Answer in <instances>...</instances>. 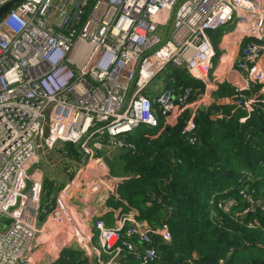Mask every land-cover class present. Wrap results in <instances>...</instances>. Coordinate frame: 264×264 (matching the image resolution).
<instances>
[{
  "label": "built area",
  "instance_id": "2783aa9c",
  "mask_svg": "<svg viewBox=\"0 0 264 264\" xmlns=\"http://www.w3.org/2000/svg\"><path fill=\"white\" fill-rule=\"evenodd\" d=\"M231 23L240 38L235 73L244 76L230 80L244 123L264 113V9L253 0H21L0 17V264H34L40 216L63 220L59 208L43 203L42 180L29 172L44 151L71 143L97 160L104 146L131 147L126 134L157 127L160 114L185 107L196 92L192 84L173 86L174 69L201 82L212 100L209 32ZM165 72L166 84L148 92ZM261 85L255 97L252 88ZM185 122L193 142L194 124ZM216 204L228 212L235 203ZM94 228L110 264L121 256L152 264L159 247L172 243L165 220L124 213L112 226L96 219Z\"/></svg>",
  "mask_w": 264,
  "mask_h": 264
},
{
  "label": "trees",
  "instance_id": "16d2710c",
  "mask_svg": "<svg viewBox=\"0 0 264 264\" xmlns=\"http://www.w3.org/2000/svg\"><path fill=\"white\" fill-rule=\"evenodd\" d=\"M172 76L176 87L197 81L185 70L174 69ZM215 95L231 96L235 104L229 83ZM189 110L187 104L160 114L157 127L140 126L128 135L134 148L121 154L128 178L119 197L142 218L168 225L172 243L159 247L152 264H264V208L246 211L250 202L240 193L242 188L253 200L264 199V113L240 123L242 110L215 120L210 108L197 111L190 118V142L184 125ZM225 196L235 199L228 212L216 205ZM83 263L79 251L63 248L53 264Z\"/></svg>",
  "mask_w": 264,
  "mask_h": 264
},
{
  "label": "crops",
  "instance_id": "0c3cea01",
  "mask_svg": "<svg viewBox=\"0 0 264 264\" xmlns=\"http://www.w3.org/2000/svg\"><path fill=\"white\" fill-rule=\"evenodd\" d=\"M257 7L264 9V0H253ZM234 24H229L217 31H210V40L215 49V56L213 57V65L211 67L210 79H214L212 85H215V92L221 84L229 83L232 86L230 77L239 78L244 76V72L235 73L236 66L234 65L236 59L240 57L239 35L232 30ZM163 79L160 78V83L155 89H161L167 82V73L162 74ZM217 78V79H216ZM165 79V81H164ZM163 82V83H162ZM196 88V92L190 97L188 108H190V115L185 121L192 118L197 111H207L209 108V119L228 118L229 114H233L236 110H241L236 107L231 96L215 95L213 93L212 100L203 95L204 86L201 82L196 81L192 84ZM211 86V85H210ZM255 97L262 93L261 86H253L252 92ZM247 94V93H246ZM250 94V93H248ZM230 107L229 114L224 111V108ZM243 111V110H242ZM244 112V111H243ZM217 114H222V118H216ZM163 115V114H162ZM245 115V112H244ZM243 116V115H242ZM186 125V122H184ZM128 133L125 138L128 139ZM128 141V140H127ZM128 143H130L128 141ZM131 144V143H130ZM130 148H134V145ZM107 148V149H106ZM99 152L98 159L88 160L83 156L76 145L71 143H57L52 150H47L42 159L29 169L32 177H39L43 183V203H50L54 207L59 208L62 212L63 222L67 224L71 230V237L74 241L64 243L58 250H49L48 245H44L40 236L43 232L50 233V228L47 216L44 219L40 216L41 232L37 236L35 251L33 253L34 264H53L59 257L63 248H70L81 253L83 264H110L108 263V254L101 252L99 242L96 237V230L94 228V221L96 219H103L107 225H115L120 215L124 213L132 214L136 219L150 223L153 220H146L140 215L138 208L130 206L119 197V186L128 178V174L123 172L122 164L118 162V167L115 168L104 155V150H118L117 154L121 156L123 149H114L106 146ZM128 148V147H127ZM126 148V149H127ZM116 157V156H115ZM102 160V165H105L107 172L96 174L90 171V165L93 161ZM115 160H118L115 158ZM123 162L121 158V163ZM94 173L96 175H94ZM247 188V187H246ZM155 199V197H153ZM225 201H233L235 199L231 196L220 197ZM217 199V200H218ZM216 200V202H217ZM264 201V199L252 200L250 203V211L252 205L257 201ZM217 205V204H216ZM264 208V207H260ZM239 211V209H238ZM243 212V211H242ZM164 214H168L165 209ZM159 219V218H158ZM162 219V218H161ZM159 219V221L161 220ZM56 231V230H55ZM58 236L65 239L68 235L63 231H57ZM41 240V241H40ZM48 246V249H47ZM46 247V248H45ZM114 264H138L137 261L131 257L121 256L115 259Z\"/></svg>",
  "mask_w": 264,
  "mask_h": 264
},
{
  "label": "rangeland",
  "instance_id": "374dc122",
  "mask_svg": "<svg viewBox=\"0 0 264 264\" xmlns=\"http://www.w3.org/2000/svg\"><path fill=\"white\" fill-rule=\"evenodd\" d=\"M176 8H177V5L175 6V9H173V11H172L173 13L175 12ZM165 28H166V31H165V34L163 36V40H166L167 38H169V31L171 30V17H170V19L168 21V24L166 25ZM162 74L163 73L158 74L154 78V80L148 85V87H147V91L148 92L152 93L155 90V87H158V84L160 83V78L163 76ZM161 79H163V77ZM133 85H134V80L131 82L130 89H132ZM129 94H130V92H129ZM129 94L127 95V97L129 96ZM106 149L103 151L104 155H105L103 157H106V160H108L113 166H115V168L118 167V162H120V164H122V168H123V164L124 163H121L122 156H119L117 154L118 150L108 149L106 151ZM45 151H47V150H45ZM45 151H44V153H45ZM115 158L118 159V160H115ZM89 169H90V171L92 170L93 172H95L97 175L100 174V173L107 172L106 166L102 165V160H100L98 162L97 161H93V163L90 165ZM95 173H94V175H96ZM41 218L44 219V216H41ZM39 221H40V219H39ZM48 225H49V228H50V233H47L46 231L43 232L44 234H42L40 236V239H42L44 245H48L49 246V250L50 251L53 252L54 249L58 250L64 243L66 244V243H70L71 241H74V239L71 237L72 234L69 231V229L71 230V228L67 224H65L63 222V220H62V222H56V223H54L52 220H50V222H48ZM57 231H60V232L63 231L68 236L65 239H63L60 236L56 235ZM48 246H47V249H48Z\"/></svg>",
  "mask_w": 264,
  "mask_h": 264
},
{
  "label": "water",
  "instance_id": "95a60500",
  "mask_svg": "<svg viewBox=\"0 0 264 264\" xmlns=\"http://www.w3.org/2000/svg\"><path fill=\"white\" fill-rule=\"evenodd\" d=\"M21 0H10L3 5L0 6V17L10 8L12 7L15 3L19 2ZM257 206L264 207V201H257L252 205V208H256Z\"/></svg>",
  "mask_w": 264,
  "mask_h": 264
},
{
  "label": "bare ground",
  "instance_id": "6f19581e",
  "mask_svg": "<svg viewBox=\"0 0 264 264\" xmlns=\"http://www.w3.org/2000/svg\"><path fill=\"white\" fill-rule=\"evenodd\" d=\"M167 77V76H166ZM167 79V78H166ZM164 81H165V79H164ZM163 83V82H162ZM139 129V128H138ZM136 132V131H135ZM54 222H56V221H54Z\"/></svg>",
  "mask_w": 264,
  "mask_h": 264
}]
</instances>
